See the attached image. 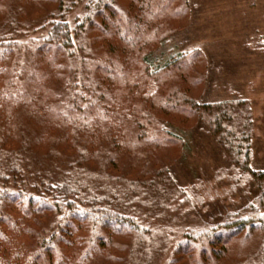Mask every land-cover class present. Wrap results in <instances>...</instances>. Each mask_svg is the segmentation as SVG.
I'll list each match as a JSON object with an SVG mask.
<instances>
[{
    "label": "trees",
    "instance_id": "obj_1",
    "mask_svg": "<svg viewBox=\"0 0 264 264\" xmlns=\"http://www.w3.org/2000/svg\"><path fill=\"white\" fill-rule=\"evenodd\" d=\"M173 1L180 2L170 8ZM82 2L0 0V264H157L166 249L155 239L157 227L173 226L180 235L181 224L188 227L183 239L162 264H184L192 253L198 254L195 264H207L238 234L247 242L257 234L256 246L223 264H264V194L252 216L202 226L176 216L162 221L160 208L178 190L169 148L164 155L159 149L180 137L173 121L158 113L189 120L203 112L235 162L246 164L251 155L252 121L241 102L194 98L206 66L196 68L187 84L162 91L173 71L187 73V58L194 67L202 58L195 49L156 52L175 30L164 27L162 17L169 9L175 18L183 16L187 0H130V6L85 0L81 8ZM36 8L39 26H50L40 41L28 42L29 72L20 74L22 33L36 26L22 20ZM39 141L48 156L65 158L64 177L48 171L28 178L23 161ZM64 142L69 149L60 146ZM124 155L139 160L136 172L124 163L115 171ZM259 176L263 181L264 171Z\"/></svg>",
    "mask_w": 264,
    "mask_h": 264
},
{
    "label": "rangeland",
    "instance_id": "obj_2",
    "mask_svg": "<svg viewBox=\"0 0 264 264\" xmlns=\"http://www.w3.org/2000/svg\"><path fill=\"white\" fill-rule=\"evenodd\" d=\"M118 1L126 6L131 5L130 0ZM179 2H171L170 8ZM43 3L40 5H44ZM187 3L188 9L180 18H175L171 9L162 17L164 27H175V30L156 52L158 55H168L189 53L195 49L202 52V58L197 61L196 67L190 65V58H187V73L184 75L180 71H173L165 79L162 91L167 92L171 87L179 86L183 80V84H187L196 68L205 71L206 66L207 76L204 75L203 82L193 87L194 98L208 104L239 101L252 121L251 155L248 163L243 164V161L235 162L230 157L203 112L189 120L181 113H158L160 117H169L173 121L174 132L180 137L177 144L159 149L164 155L165 150L169 148L173 157L170 173L178 190L175 196L177 198H167L169 202L165 208H160L162 217L166 218L162 221L176 216L180 218L178 220H184L181 223L202 226L221 223L227 216H252L251 207L257 206L264 194V180H259L260 172L264 171V0H187ZM53 5L56 4L50 3V7ZM85 6L84 0L81 8ZM34 10L40 11V8L27 9L22 20L23 24L26 20L30 25L36 24L38 28L34 26L22 33L24 51L20 53V74L25 70L29 72L26 59L28 52L25 49L28 42L32 39L35 42L40 41L50 26L46 23L40 27L43 24H38ZM77 11L68 14L69 23L74 21ZM79 13H82V10ZM147 28L150 31L152 25ZM94 34L100 36L95 30ZM96 47L94 46L95 49ZM42 142L33 143V154L23 161L28 178L46 177L48 171L51 177H64V164L67 161L64 157L53 159L51 154L48 156L49 151L41 147ZM60 146L67 145L64 142ZM122 163L126 166L132 165V172H136V166H139V160H132L124 155L118 163L119 170H115L117 173L122 169ZM183 199L185 203L180 204ZM178 213L185 216L181 218ZM181 225L180 235L174 233L173 226L157 227L155 239L161 246L166 244L157 264L166 261L173 253L171 246L183 239L181 234L188 227ZM168 233H174L170 244L165 241ZM256 235L254 234L255 237ZM255 237L248 242L244 234L231 237L229 244L221 250L220 256L206 261L207 264L228 263L239 256L249 255L248 252L256 246L253 242ZM255 252L256 250L250 257H255ZM197 256V253L189 254V258L183 257L182 263L195 264Z\"/></svg>",
    "mask_w": 264,
    "mask_h": 264
}]
</instances>
